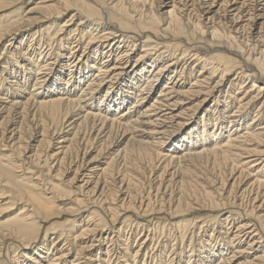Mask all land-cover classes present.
Masks as SVG:
<instances>
[{
	"label": "bare ground",
	"instance_id": "bare-ground-1",
	"mask_svg": "<svg viewBox=\"0 0 264 264\" xmlns=\"http://www.w3.org/2000/svg\"><path fill=\"white\" fill-rule=\"evenodd\" d=\"M30 1L0 0V264H264V0Z\"/></svg>",
	"mask_w": 264,
	"mask_h": 264
},
{
	"label": "rangeland",
	"instance_id": "rangeland-1",
	"mask_svg": "<svg viewBox=\"0 0 264 264\" xmlns=\"http://www.w3.org/2000/svg\"><path fill=\"white\" fill-rule=\"evenodd\" d=\"M35 2H39L40 0H34ZM34 3H33V1H30V0H26V3L24 4V6H23V9H21L20 11H17V12H19V14L20 15H22V13H23V11H24V9L27 11L28 9H29V7L31 6V5H33ZM71 14V13H70ZM20 15H18V16H20ZM68 16H69V14H68ZM65 19V18H64ZM77 22L78 21H76V23L75 24H77ZM35 30H37V28L36 29H34L33 31H35ZM25 33H23V35H24ZM30 39H32V37H29L27 40H29V41H27V44H29L30 43ZM5 43H7V41L5 42ZM4 43V44H5ZM2 45V46H0V55H1V52L3 51V49H4V47H5V45ZM4 56H6V55H4ZM32 87H33V83H30V85L28 86V90H31L32 89ZM79 91H77L76 93H78ZM127 106H124V108H126ZM123 107H122V109H120V110H123L124 109ZM119 110V111H120ZM68 130V129H67ZM92 143V141L89 143V147L90 146H93V151H92V156L93 155H96V152L100 149V146H101V143H100V141H95L93 144H91ZM123 146V144L120 146V147H116V148H113V150L111 149V147L109 146V144L107 145L106 144V146L102 149V152H101V154H100V160H101V163H103V162H106V161H108V159L110 158V157H112V155L119 149V148H121ZM43 149V148H42ZM41 149V151H43L42 152V160H45L44 158H45V156H46V154H47V150H45V148L42 150ZM46 151V152H45ZM10 153V152H9ZM44 153H45V155H44ZM15 156H17L18 158H19V160H23L24 158V156L22 155V156H18L17 154H15ZM16 157V158H17ZM65 165V164H64ZM44 168L46 167V166H43ZM64 167V166H63ZM37 170H41V171H43V177L44 178H50V179H52L51 178V175H47V171H45V170H47L46 168L44 169V168H42V166H36L35 167ZM46 172V173H45ZM146 172V175H147V178L145 179L146 181H144V183H145V185L142 187V188H146V190L148 191L149 190V188L150 189H152L153 190V187H155V186H153L154 184H151V180H150V172L148 173V170H146L145 171ZM218 174V173H217ZM14 175H17V174H14ZM148 176H149V178H148ZM152 187V188H151ZM174 189L173 190H175L176 189V187H173ZM143 189V190H144ZM145 190V191H146ZM152 190H150L153 194L155 193V189L152 191ZM146 191V192H147ZM158 201H159V199H158ZM156 202H157V200H156ZM160 202V201H159ZM155 204V203H154ZM15 210H17V209H15ZM15 211L13 212H6V213H4V217H3V219H7V218H10V217H12L13 215H15ZM215 214L217 213V211H215L214 212ZM65 219H67V218H64L63 220H65ZM155 220H160V221H162V222H164V221H166V219H165V217L164 216H159V218H156ZM143 222H145L146 224L147 223H150V225L152 224L151 223V221H148V220H142ZM129 229V228H128ZM127 229V230H128ZM159 230V229H158ZM160 231V232H159ZM158 232H156V234H155V236L157 237V239H159V238H161L162 237V234H161V229L159 230ZM159 234V235H158ZM137 235V234H136ZM136 235H134V236H131L130 237V239H129V243H132L131 245H132V249H131V251L132 252H134V250L137 248V246H138V244L137 243H135L134 244V240L136 239L135 237H136ZM168 246H167V248H166V250H164V251H161L160 252V250H158V251H156V253H155V256L156 257H153L152 258V256H154L153 255V251H152V249L150 250V252L148 253L147 252V254L143 257L142 256V260H141V262H140V264H143L144 262L145 263H148V264H166V262H167V253H168V251L171 249V245L174 243L173 242V238H172V241H171V239L169 240L168 239ZM120 243V242H119ZM136 246V247H135ZM174 250L171 252V254H170V258L172 259L173 258V256H174V252L175 251H178L177 249H176V247H177V245L175 246L174 245ZM104 248H105V246H104ZM180 248V247H179ZM169 249V250H168ZM15 250H16V248L15 247H12V246H8V247H5L4 246V249H3V254H2V258H1V261L4 263V264H9V256L10 255H13L14 254V252H15ZM105 250V249H104ZM10 253V254H9ZM152 253V254H151ZM158 253V254H157ZM164 254H166V256L164 255ZM173 254V255H172ZM159 255V256H158ZM162 255V256H161ZM149 257H151V258H149ZM155 259V260H154ZM163 260V261H162ZM155 262V263H154ZM161 262V263H160ZM144 263V264H145ZM172 263V262H171ZM170 263V264H171Z\"/></svg>",
	"mask_w": 264,
	"mask_h": 264
}]
</instances>
